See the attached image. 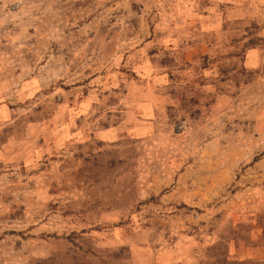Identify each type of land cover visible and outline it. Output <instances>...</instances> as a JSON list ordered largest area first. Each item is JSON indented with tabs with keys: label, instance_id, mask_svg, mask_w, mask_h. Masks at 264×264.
I'll return each instance as SVG.
<instances>
[{
	"label": "rangeland",
	"instance_id": "rangeland-1",
	"mask_svg": "<svg viewBox=\"0 0 264 264\" xmlns=\"http://www.w3.org/2000/svg\"><path fill=\"white\" fill-rule=\"evenodd\" d=\"M0 264H264V0H0Z\"/></svg>",
	"mask_w": 264,
	"mask_h": 264
}]
</instances>
